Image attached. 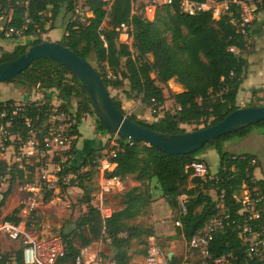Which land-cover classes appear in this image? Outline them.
I'll use <instances>...</instances> for the list:
<instances>
[{"label": "trees", "instance_id": "1", "mask_svg": "<svg viewBox=\"0 0 264 264\" xmlns=\"http://www.w3.org/2000/svg\"><path fill=\"white\" fill-rule=\"evenodd\" d=\"M79 1L81 0H1L0 22L4 18L3 14H9L6 24L21 26L25 18L29 17L32 23L27 34H33L38 29L45 33L54 28L55 19L66 8L70 16L66 20L65 33L60 43L89 62L90 57L94 55L98 63L95 68L103 77L108 90L111 86L122 87L127 79L130 88L126 92L131 98H140L147 106L152 105L154 99L162 111L167 99L173 100V111L166 110L162 116L159 115L160 112L154 113L157 119L148 122L135 113L127 114L122 100L112 96L116 105L131 120L156 131L169 134L184 133L187 130L183 124L207 122L211 119L204 125L207 127L223 120L230 112L240 107L237 104V95L249 68V61L244 52L251 51L250 27L241 26L244 8L241 3L231 2L220 18H214L213 9L190 12L185 10L184 2L220 3L224 0H172L170 4L160 5L155 18L151 20L141 11L138 12L148 0H82L93 15L88 17L86 22L79 19L72 21L75 5ZM238 1L248 3L251 0ZM256 1L258 8L264 11V0ZM125 27L127 29L124 31ZM122 33L132 38L131 45L120 41ZM0 37H4L2 31ZM42 41L44 39L39 37L15 45L12 50L0 54V63L16 59L30 46ZM108 70L115 77H108ZM22 75L33 82L25 79L12 81L29 86L40 84L44 89L56 88L62 99L60 108L70 109L73 102H77V127L74 132L80 137L82 133L79 126L84 114L95 111L86 89L76 75L51 58L35 60ZM172 79L181 84L184 91L170 92L167 96L164 88ZM64 95H67L69 100ZM47 99L51 100V97L47 95ZM6 101L14 102L13 99ZM256 128L264 134V120L225 134L190 154H170L154 145L121 137L118 138V146L106 144L84 154L78 152L75 139V161L72 159L63 171L77 176L71 185H77L84 191L81 202L86 204V210L73 232L63 234L66 248L56 264H75L77 258L82 255V249L96 241L109 240L114 254H101L115 259L117 264H129L133 259L129 252L132 241L146 237L147 243L144 252L142 251L145 255L149 236L154 234V230L151 226L131 222L147 214L156 200L157 191L170 207L178 210L176 219L182 222L178 229L184 233L186 239H190L199 231L216 212V201L210 193L213 189L217 192L225 189L226 205L230 207L233 218H238L241 205L234 197V194L239 193L238 184L244 181L254 196L259 191L264 193V179L254 176L258 165L251 164V161L257 159L255 154L229 152L224 149V144L236 137H246ZM197 129L200 128L194 130ZM96 132L114 136L99 118ZM208 148H214L220 156V168L215 173V179L193 176L190 168L194 160L205 161L199 154ZM103 160L115 163L116 167H104ZM8 168L7 162H0V180L9 170L12 186L16 172L23 177L24 171L17 165ZM102 171L110 178L118 177L121 181L131 178L138 182L120 193V207L114 209L107 217L98 210L94 196L91 195L93 188L86 184L96 172ZM10 191L11 187L0 199V207L4 205ZM111 192L110 190L103 194V202L106 205H109L107 198ZM51 194L49 192L46 195V201L51 198ZM182 195L187 196V212L179 216V197ZM15 212L6 218L16 222L25 220L29 228L33 217L40 220L37 211L26 218L17 215L19 209ZM262 215L264 219V212ZM43 234V237L50 236L47 230ZM212 247L213 256L226 248L236 249L242 254L244 248L240 230L227 228L224 232L217 233ZM10 254L12 251L8 252V255ZM15 255L17 264H25L22 249L16 251Z\"/></svg>", "mask_w": 264, "mask_h": 264}, {"label": "built area", "instance_id": "2", "mask_svg": "<svg viewBox=\"0 0 264 264\" xmlns=\"http://www.w3.org/2000/svg\"><path fill=\"white\" fill-rule=\"evenodd\" d=\"M188 2V1H187ZM231 2L247 4L238 0H224L215 6L207 2L190 3L191 10L213 9V17L220 18ZM1 3V0H0ZM172 0H148L144 8V15L151 17L156 14L160 5L170 4ZM189 3V2H188ZM0 13H2L0 6ZM0 31L7 39L34 40V33L27 34L31 18L26 17L21 26L8 25V14L2 15ZM90 17L89 11L84 13L77 9V17L86 22ZM242 27L249 26L251 20L244 16L243 11ZM235 22V21H233ZM127 28V27H125ZM40 32V29L38 30ZM235 50V48H231ZM111 73L108 77H113ZM115 77V76H114ZM151 105L152 113L161 112L157 102L153 99ZM60 104L52 99H29L24 103L2 101L0 104V162H7L10 166L17 165L24 170V162L30 161L35 156L50 157L46 162L38 160V170L40 176L34 182H28L22 187L25 192V200L19 216H29L37 211L45 202L46 195L60 190L63 186L71 185L77 179L74 173H64L63 169L69 165L73 159L74 141L77 134L74 132L77 127L76 113L60 108ZM119 136L111 137V142L118 146ZM132 140V139H131ZM131 144L133 142L131 141ZM8 151L15 154L16 159L13 165L10 164ZM252 161H256L253 159ZM109 162L103 161V163ZM190 168L192 175L198 177H208L215 179V173H211L209 165L203 160H194ZM4 176L1 178V180ZM0 180V181H1ZM118 177H107L102 175L100 180V190L95 196L98 210L103 216L107 217L113 212V208L103 202V194L109 192L112 183L119 181ZM215 193L216 212L205 222L204 226L197 231L186 244L177 250H173V256L169 258L168 253L162 247L156 235L149 236L147 253L140 260L131 261L129 264H264V193L256 192L252 196L248 186L245 187L244 197H239V193L234 194L237 203H240L238 210L239 217L233 218L230 207L226 205V191L222 189ZM187 196L179 197V216L187 212ZM7 215L0 213V264H17L15 252L22 249V256L25 264H56L60 256L65 252L66 243L64 238L58 234L49 237H39L34 232V224L29 228L25 220L13 221L6 218ZM25 218V217H24ZM177 226H182L180 219L176 220ZM227 228L239 229L242 237L244 251L239 254L236 249L226 248L213 256L212 244L215 235L224 232ZM184 234V233H183ZM12 254L8 255V252ZM75 264H117L115 259L107 258L101 253L96 254L87 262L79 256Z\"/></svg>", "mask_w": 264, "mask_h": 264}, {"label": "rangeland", "instance_id": "3", "mask_svg": "<svg viewBox=\"0 0 264 264\" xmlns=\"http://www.w3.org/2000/svg\"><path fill=\"white\" fill-rule=\"evenodd\" d=\"M147 1V0H146ZM186 3V2H185ZM184 3V8L190 9L191 7ZM146 6V4H145ZM144 6V8H145ZM144 8L141 10L139 9L138 12L141 11V13L144 15ZM77 9L80 11H84L86 13L88 9L84 6L83 1H79L75 5V16L73 14V17H77ZM244 16L248 17L251 20V25H253L256 21H261L262 29L264 30V11L260 10L257 6L256 0H251L248 2L244 8ZM70 16L69 13L66 12V8L61 11L60 15L55 19L54 23L55 25H59L56 29V31L60 32V34H64V27L62 26L63 19H68ZM72 21L73 20L72 18ZM252 21H255L252 24ZM50 23H48L49 27ZM127 28H124V31ZM39 30V29H38ZM35 31L34 33V39H37L41 37L45 40L43 32ZM56 32V33H57ZM47 40V39H46ZM24 39H7L5 37H0V54L5 52L6 50H12L14 46L13 44H18L19 42H23ZM120 41L132 44V38L128 36L126 33H122L120 36ZM24 43H26L24 41ZM254 45L249 48V50L254 49ZM249 53L248 51L244 52V54ZM261 56H264V52H261ZM90 63L94 67H98V63L95 60L94 55L90 57ZM264 63V62H263ZM100 68V67H99ZM263 70H264V64H263ZM109 74H113L110 70ZM250 70H248V73ZM264 73V71H263ZM126 81V83H125ZM130 88V83L127 79L124 80V84L122 87H119L120 91L125 92L127 89ZM42 90L43 88L40 86V84L35 86H29L27 84L20 83L18 81H8V82H2L0 83V101L13 99L14 102L24 103L28 99L25 98L27 94H33L40 93L39 90ZM49 90L54 89L48 88ZM43 89V90H48ZM114 91V87H109V90ZM55 90V89H54ZM165 94L169 96L170 92L168 91L167 87L164 88ZM25 98V99H24ZM115 98H118L115 96ZM128 100H130L129 103H125L124 109L126 110L127 114L134 113L135 109L138 107H144L146 106L150 111V117H143L140 118L148 121L153 122L157 118H155V115H153L151 111V105L147 106L142 103L140 98H131L130 95L127 96ZM62 103V101H61ZM77 102H73V106L69 109L76 113L77 111ZM175 109V104L172 99L168 98L165 102L162 111L160 113H163L166 110L173 111ZM152 113V114H151ZM82 123L80 125V128L82 130V135L80 137H77L76 147H82L83 138L89 137V136H95V139L97 140V143L100 146H104L106 144L112 145L110 138L111 135H102L101 133L96 132V123L98 120V117L96 113H87L84 114L82 118ZM211 119H209L207 122H201V123H191V124H185L183 127L187 131H193L195 128H203L206 123H209ZM87 125L89 127V130L87 129ZM94 129V130H93ZM90 131H93L95 135L90 134ZM209 149V148H208ZM224 149L232 152V151H238V150H250V151H256V149L260 150V161L257 159L256 161H251V164L256 163L258 166H261L264 168V134L258 129H254L249 135L243 138H233L230 141L225 142ZM203 151L209 152L207 149H203ZM12 151H8V154L10 156V164L13 165L14 160L16 159L15 154L10 153ZM45 160L46 162L50 161V157H42V156H35L30 161L24 162V176L21 177L18 172H16L15 181L11 185V174L9 173V170H7L6 174L4 175V178L0 181V199L3 198L4 193L6 191H9L11 187L10 193L6 196L5 203L3 206L0 207V213L4 215H10L15 214V210L19 209L18 214H20L22 202L25 200V192L22 190V187L26 186L28 182H34L37 180V178L40 176V171L38 170V164H41L38 160ZM206 160L209 164V168L211 173L217 172L220 168V156L218 152L215 150L213 152H209V154L206 156ZM106 161V160H103ZM260 171V170H259ZM104 175V174H103ZM101 172H96L94 177L91 180L86 181V184L93 188L92 191V197L95 196L98 193V188L100 186V179H101ZM255 176V174H254ZM256 177V176H255ZM124 182V181H123ZM136 184L138 182L135 181ZM239 185V197H244L245 193V187L247 184L242 181ZM129 188H121L117 187L114 191L108 195L107 201L110 206H112L113 209H117L120 207L119 201H120V193L125 192ZM213 197L215 196V193L213 191L210 192ZM84 194V191L78 187V186H63L60 188V190H57L51 194V198L46 201L41 207L37 210L36 214H39L40 220L38 221L36 217L32 218V223L34 224V232L41 236H45L43 233L45 230L48 231L49 235L52 234H60L63 237L64 233H72L73 229L77 227L78 222L80 220L81 215L86 210V204H83L81 202V198ZM244 194V195H243ZM156 200L153 202L150 210L147 212V214L140 216L136 220H133L131 223L134 224H140L144 226H151L154 230V235L160 240L161 245L166 250H177L180 247L184 246L188 239H186L183 232H179L178 226L176 225V217L178 210L173 209L168 205V203L164 200V198L160 197L158 193L156 192ZM95 198H97L95 196ZM17 214V215H18ZM37 216V215H36ZM23 217H27L26 215ZM38 223V224H37ZM36 228V229H35ZM36 230V231H35ZM40 236V237H41ZM45 238V237H44ZM76 243L77 240H76ZM147 240L146 237H144L142 240L135 239L132 241L130 245L129 252L132 254V257H135L136 255L142 254L144 252L145 246H146ZM88 248V251L84 253V249H82V259L83 261L87 262L88 259L90 260L94 254L97 253H107L110 255L114 254V250L110 245V241H96L92 243ZM143 251V252H142ZM134 259V258H133Z\"/></svg>", "mask_w": 264, "mask_h": 264}, {"label": "water", "instance_id": "4", "mask_svg": "<svg viewBox=\"0 0 264 264\" xmlns=\"http://www.w3.org/2000/svg\"><path fill=\"white\" fill-rule=\"evenodd\" d=\"M40 58L54 59L76 75L86 89L97 117L113 134L154 145L170 154H190L225 134L264 120V105L239 107L223 120L204 128L178 134L156 131L131 120L116 105L103 77L89 61L60 42L50 40L30 46L16 59L1 62L0 83L14 79L33 82L32 79L23 76L22 72ZM64 96L69 100L67 95ZM168 256L171 258L173 252L170 251Z\"/></svg>", "mask_w": 264, "mask_h": 264}, {"label": "crops", "instance_id": "5", "mask_svg": "<svg viewBox=\"0 0 264 264\" xmlns=\"http://www.w3.org/2000/svg\"><path fill=\"white\" fill-rule=\"evenodd\" d=\"M185 2L184 3L189 5V6H190V3H194V2H189V1H188L189 3L187 1H185ZM207 3H209L210 5H214V6L217 4V3H213V2H207ZM185 10H187V8H185ZM89 15H90V17L93 15L91 11H89ZM148 18L153 20L155 18V15H152L151 17H148ZM61 22H62V26L64 27V33H65L66 19H63V21H61ZM254 22L255 21H252V24ZM261 24H262L261 21H256L253 25H251V23H250L249 42H250V44L252 46L254 45L255 47L249 53L244 54V56H246L248 61H249L248 70H250V72L249 73L247 72V75L244 78V80H243V82H242V84L240 86L238 95H237V104L240 107L263 106L264 105V73H263V71H264L263 70L264 56H261V52H264V30L262 29V25ZM58 26L59 25L57 24V25L54 26V28L49 29L47 32H45V34H44L45 40L47 39V40H50V41L60 42L63 39L64 34L61 35L59 31L58 32L56 31L58 29L57 28ZM19 43H24V41L23 42H19ZM15 45H17V44H15ZM15 45L13 44L12 46H15ZM166 87H167L168 91H172L174 93H180V92L184 91V87L181 84H179L175 79L170 80ZM43 89L39 90L40 93L33 92V94L32 93L31 94H27L25 96V98L27 97L26 99H28V100L29 99H42V98H47V95H49L51 97V99L55 103L61 104L62 99L60 98L59 92H58V90L56 88H54L55 90L54 89H52V90H49V89L48 90H43ZM126 91L125 92L120 91L119 88H116V87H114V91L113 92L110 89L111 96H114V97L117 96L118 99L122 100L123 107H125V103H129L130 102V100H128V98H126L127 96H129V94ZM4 101H6V100H4ZM134 113L137 114L139 117H141V116L150 117V111H149V109L146 106L138 107L137 109H135ZM159 115L162 116L163 113H160ZM155 118H157V117H155ZM184 125L185 124H183L182 126H184ZM87 129L89 130L88 125H87ZM79 130L82 133V130H81L80 126H79ZM90 134H92V135L94 134L95 135V133L93 131H90ZM99 142L100 143H97V140L95 139V136L84 137L83 138L82 147H78L77 148L78 152L79 153L80 152H84V154H86L91 149L99 147V144H101V141H99ZM207 150H209V152L215 151L214 148H209ZM209 152L203 151V153L199 154V157L203 158L207 162L206 156L209 154ZM232 152H234V153L250 152V153L255 154L257 156V159H259V161H260V150L259 149H256V151L255 150L254 151H250V150L241 151V150H238V151H232ZM75 158L76 157L73 158V162L75 161ZM71 161H72V159H71ZM71 161H70V163H71ZM103 164H104V167H107L109 169H114L116 167L115 163L107 164V163L104 162ZM102 170H103V168H102ZM212 173H216V172H212ZM254 174H255L257 179H264V168H262L261 163H260V166H258L255 169ZM102 175H103V171H102L100 177H102ZM134 185H137V184L135 183V180H133L131 178L126 180V181H124V182L119 180V181H115V182L112 183L111 190L114 191L117 187H121L122 189L124 187L125 188H131ZM75 186H77V185H75ZM157 193H158V191H157ZM96 197L97 198H95V196L93 197L94 201H96L98 199V196H96ZM40 236L41 235H39V237ZM42 237L43 236H41V238ZM87 251H88V248H85L84 253L87 252ZM170 251L173 252V250H170ZM95 255L96 254H94L93 257ZM143 257H144V254L136 255L135 257H133L134 259H132V261L140 260Z\"/></svg>", "mask_w": 264, "mask_h": 264}]
</instances>
